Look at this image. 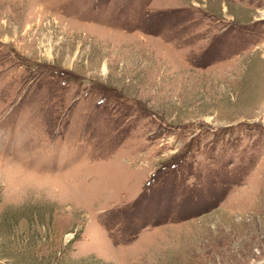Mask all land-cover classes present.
Listing matches in <instances>:
<instances>
[{
  "label": "rangeland",
  "instance_id": "1",
  "mask_svg": "<svg viewBox=\"0 0 264 264\" xmlns=\"http://www.w3.org/2000/svg\"><path fill=\"white\" fill-rule=\"evenodd\" d=\"M0 264H264V0H0Z\"/></svg>",
  "mask_w": 264,
  "mask_h": 264
}]
</instances>
